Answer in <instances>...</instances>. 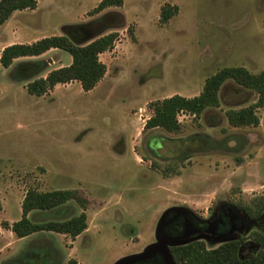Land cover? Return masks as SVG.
Returning a JSON list of instances; mask_svg holds the SVG:
<instances>
[{"label":"rangeland","instance_id":"1","mask_svg":"<svg viewBox=\"0 0 264 264\" xmlns=\"http://www.w3.org/2000/svg\"><path fill=\"white\" fill-rule=\"evenodd\" d=\"M98 1L36 0L33 9L13 11L0 24V48L62 34L63 25L97 20L103 28L92 26L88 39L117 33L113 46L98 55L105 72L88 91L71 81L55 84L41 96L26 93V81L69 63V54L60 49L0 66V220L19 218V202L28 188H79L88 200L83 231L73 239L35 232L12 245L20 256L15 264H66L68 258L77 264H114L146 251L161 230L169 236L178 232L162 227L171 208L206 216L221 204L237 217V202L264 193V104L256 112L255 127H229L223 115L228 107L252 102L253 91L226 81L217 107L197 118L177 115L178 133L142 129L149 101L195 95L204 78L219 67L264 70V0H122L120 6L90 14ZM163 4L175 6L176 12L161 24ZM32 71L37 72L25 76ZM226 138L235 150L216 149L215 143ZM255 150L256 169L249 162ZM183 151L189 155L178 173L162 176L159 169ZM79 211L68 200L28 217L61 220ZM243 215L234 235L258 230L257 221L264 223L246 214L243 220ZM230 220L218 215L210 223L224 230ZM199 239L206 248L226 240L206 235ZM244 244L253 245L250 240ZM243 247L239 254L247 255Z\"/></svg>","mask_w":264,"mask_h":264},{"label":"trees","instance_id":"2","mask_svg":"<svg viewBox=\"0 0 264 264\" xmlns=\"http://www.w3.org/2000/svg\"><path fill=\"white\" fill-rule=\"evenodd\" d=\"M122 0H99L89 13L98 12L108 6H120ZM36 0H0V24L13 11L33 9ZM176 12L175 6L163 4L159 8L158 22L165 23ZM119 23V21L117 22ZM103 28L94 22L74 23L63 25L62 34L43 36L29 43H10L0 49V66L7 68L18 57L37 56L44 51L55 48L65 51L70 56L66 65L54 67L44 76H35L24 85L28 94L41 96L51 90L55 84L76 81L82 91L92 89L105 72V65L98 59V55L110 49L117 38L115 31L102 33L88 39L93 29ZM34 62V61H30ZM17 68L23 69L20 63ZM38 71V70H37ZM37 71L27 73L31 77ZM229 81L237 87L248 89L255 93V99L241 107H228L223 111L229 127H255L258 124L257 110L264 104V70L251 72L241 65L222 66L206 76L200 91L192 96L185 97L171 94L147 103L149 116L144 120L142 129L161 128L169 133H178L180 123L177 121L178 112L197 118L205 109L219 105L218 92L223 83ZM229 138L216 144V149L226 151L235 150L228 146ZM188 152H181L169 158V163L160 168L162 176L178 173V165L187 158ZM235 156V161H240ZM73 200L80 211L61 220L33 221L26 214L30 211H47L56 209L66 201ZM88 200L79 188H60L39 191L28 188L24 191L20 202V216L8 223L0 221L2 228L8 229L14 237L19 238L40 231L62 233L73 239L85 229V214ZM237 206L250 217L256 219L264 210V193L251 197L247 202H237ZM245 238L253 241L256 248L248 256L238 254L239 243ZM174 264H264V233L250 231L246 236L218 244L213 248H206L202 241L194 240L185 244L174 245L168 248ZM66 264H77L75 259L68 258Z\"/></svg>","mask_w":264,"mask_h":264},{"label":"flooded vegetation","instance_id":"3","mask_svg":"<svg viewBox=\"0 0 264 264\" xmlns=\"http://www.w3.org/2000/svg\"><path fill=\"white\" fill-rule=\"evenodd\" d=\"M107 15H109V14H107ZM100 18L102 20V19H105L106 16H104V17L101 16ZM98 22H99V20L95 21L94 23L96 25L102 24V21L99 23ZM106 22H107V20H106ZM158 147H160V146L158 145ZM239 209L241 210V212H238V214L236 215L237 217H233L232 210L229 208V206L221 205V204H218L217 207L213 211H210L206 216L197 215L194 212H191L189 209L183 208V207L171 208L167 212L165 211L166 214L164 215V218H163L162 227L164 226L165 228L166 227L171 228V226H172L179 231L175 232L169 236L167 234L164 235V232L161 230L162 233L160 234V236H158L159 238L155 239V240H151L148 243V245L155 244V247H154L155 251L139 257L138 259H136L131 264H169L168 257H169L170 261L173 263L172 258L168 252L169 247L174 246V245L185 244V243H188V242H191L194 240L202 241L204 246H205L204 241L199 239L202 235L203 236L206 235L207 239L208 238H210V239L211 238H217V237L226 239L223 242H226L229 240H237V239H240V238L246 236L252 230H250L245 235H244V231L237 234V235H234V234H236V232H238V229L240 228L239 225L242 223V221L240 219V216L243 215L242 213L244 212L248 217H250L240 207H238V210ZM218 215H221V216L228 215L230 217L231 220H230V224H229L227 229L223 230V226H221V227H219V225L213 226L210 223V221L215 220ZM244 215H243V220H244V218L247 219ZM201 218H204V220H201ZM210 218H211V220H210ZM250 218L253 219L252 217H250ZM261 219H264V210L261 212V214L259 215L258 218L253 219V220H261ZM257 222L258 223L256 226L258 227V230H256V231L264 233V223H261L260 221H257ZM245 228H247V227H245ZM253 230H255V229H253ZM195 235H198L199 237H195ZM230 235H233V237L227 239V237ZM247 240H250L253 243V241L249 238H245L244 240H242L239 243L238 254H239L240 250H244V247L241 248L243 245L246 246L245 251L249 252L247 255L245 253V255H241V256H248L256 248L254 243H253V245L252 244H244V242ZM223 242H221V243H223Z\"/></svg>","mask_w":264,"mask_h":264},{"label":"crops","instance_id":"4","mask_svg":"<svg viewBox=\"0 0 264 264\" xmlns=\"http://www.w3.org/2000/svg\"><path fill=\"white\" fill-rule=\"evenodd\" d=\"M258 157H259V150H257V151L255 150L252 153V155H251V157L249 159V162L252 165L255 166V159L258 158ZM255 169H256V166H255ZM250 171L252 172V169H250ZM1 211H3V210L0 209V212ZM31 212L32 211L28 212L26 215L29 216V214ZM3 220H5L8 223L12 222L11 220H7V219H3ZM32 234L33 233H31L29 235H26V236H23V237L16 238V237L13 236V234L8 229L2 228L0 226V255L2 254V257H0V264H15L16 261H18V259H19L20 256H18L17 255L18 253L16 251H14L12 245L15 244L16 242H19V241H23L25 239H28V237H31ZM135 253H137V252H135ZM20 255H21V253H20Z\"/></svg>","mask_w":264,"mask_h":264},{"label":"water","instance_id":"5","mask_svg":"<svg viewBox=\"0 0 264 264\" xmlns=\"http://www.w3.org/2000/svg\"><path fill=\"white\" fill-rule=\"evenodd\" d=\"M149 246H150V247H149ZM149 246H148V248L146 249V251H143V252H140V253L131 254V255L125 257L124 259H122V260H120V261L114 263V264H131V263H133L136 259H138L139 257L144 256V255H146V254H148V253H151V252L155 251V250H154L155 244H151V245H149ZM168 260H169V262H170L169 257H168Z\"/></svg>","mask_w":264,"mask_h":264},{"label":"built area","instance_id":"6","mask_svg":"<svg viewBox=\"0 0 264 264\" xmlns=\"http://www.w3.org/2000/svg\"><path fill=\"white\" fill-rule=\"evenodd\" d=\"M179 113H182V112H178L177 115H178ZM184 114H185V113H184ZM177 115H176V118H177Z\"/></svg>","mask_w":264,"mask_h":264}]
</instances>
